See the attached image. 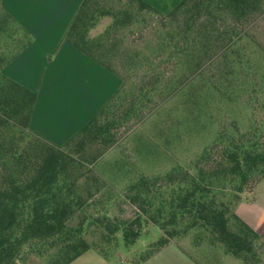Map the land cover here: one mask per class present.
<instances>
[{"label": "trees", "instance_id": "obj_1", "mask_svg": "<svg viewBox=\"0 0 264 264\" xmlns=\"http://www.w3.org/2000/svg\"><path fill=\"white\" fill-rule=\"evenodd\" d=\"M1 1L0 264H21L29 253L47 264H68L97 249L83 238L84 222L70 224L84 205L74 189L80 161L92 164L103 156L116 142L115 128L140 112L134 102L144 101L145 109L152 101L150 93L167 89L168 98L197 75L215 89L219 82L233 86L235 66L242 67L237 45L264 0H182L167 14L144 0H82L63 41L117 75L122 85L62 146L30 131L37 94L2 73L31 37ZM103 18L109 24L90 38L89 31ZM134 23L141 28L129 33H137V38L125 41L122 33ZM128 94L140 98L124 105L122 96ZM263 176L264 131L254 127L237 136L221 133L195 162L193 172L179 169L160 182L140 178L133 184L128 196L136 209L132 219H90L101 229L104 243L119 234L125 246L136 242L145 224L157 227L161 236L144 259L196 229L233 258L256 264L259 235L233 206ZM98 254L109 256L101 250Z\"/></svg>", "mask_w": 264, "mask_h": 264}, {"label": "rangeland", "instance_id": "obj_2", "mask_svg": "<svg viewBox=\"0 0 264 264\" xmlns=\"http://www.w3.org/2000/svg\"><path fill=\"white\" fill-rule=\"evenodd\" d=\"M262 8L245 28L247 36L237 45L242 67L235 66L233 86L227 88L219 82V86L216 85L218 89H215L208 79L197 75L189 78L168 98H165L167 89L150 93L152 101L145 109L141 108L145 102L138 95L135 98H130L129 94L122 96L124 105L130 99L131 102L139 99L134 106H137L136 110L140 108V112L115 128L116 142L96 162L91 164L79 160L80 173L74 189L75 194L82 197L84 205L70 224L77 226L84 222L83 238L97 245V249L88 251L85 258L101 259L98 254L101 250L109 254L106 264H245L225 253L221 245L196 229L177 236L160 252L144 259L150 250L148 248L161 236L157 227L145 224L136 242L125 246L119 234L109 243H104L101 229L90 218L132 219L136 209L129 203L128 196L131 186L140 178L160 182L174 170L193 172L195 162L221 133L237 136L254 127L264 131ZM109 22L108 18L100 19L89 31V37L98 36ZM137 28H141L140 24L134 23L125 29L122 33L125 41L137 38V33H129ZM13 37L14 40L17 38L15 34ZM244 74L247 75L244 77ZM233 209L259 235V261L256 264H264V176L239 196ZM21 264L47 262L29 253Z\"/></svg>", "mask_w": 264, "mask_h": 264}, {"label": "crops", "instance_id": "obj_3", "mask_svg": "<svg viewBox=\"0 0 264 264\" xmlns=\"http://www.w3.org/2000/svg\"><path fill=\"white\" fill-rule=\"evenodd\" d=\"M144 1L167 14L182 0ZM81 2L1 1L2 8L31 37L29 45L4 66L2 73L36 92L29 129L56 146L73 137L122 85L117 75L63 41ZM86 253L68 264H106L102 256L85 258Z\"/></svg>", "mask_w": 264, "mask_h": 264}]
</instances>
